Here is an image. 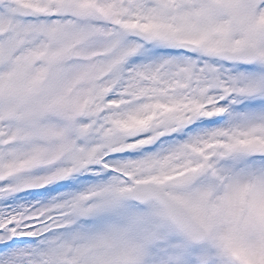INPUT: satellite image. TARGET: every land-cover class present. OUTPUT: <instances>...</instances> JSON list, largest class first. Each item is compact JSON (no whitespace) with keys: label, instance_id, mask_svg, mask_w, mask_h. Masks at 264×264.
<instances>
[{"label":"snow or ice","instance_id":"obj_1","mask_svg":"<svg viewBox=\"0 0 264 264\" xmlns=\"http://www.w3.org/2000/svg\"><path fill=\"white\" fill-rule=\"evenodd\" d=\"M0 264H264V0H0Z\"/></svg>","mask_w":264,"mask_h":264}]
</instances>
